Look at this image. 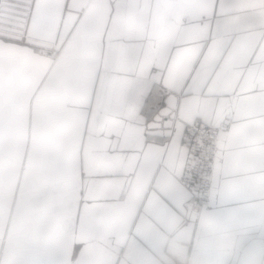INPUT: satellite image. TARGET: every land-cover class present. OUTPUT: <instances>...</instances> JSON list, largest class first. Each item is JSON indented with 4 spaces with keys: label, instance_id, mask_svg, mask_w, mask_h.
Instances as JSON below:
<instances>
[{
    "label": "snow or ice",
    "instance_id": "6c2138e0",
    "mask_svg": "<svg viewBox=\"0 0 264 264\" xmlns=\"http://www.w3.org/2000/svg\"><path fill=\"white\" fill-rule=\"evenodd\" d=\"M232 14L0 0V264H123L129 241L154 246L153 197L166 212L187 195L168 182L264 228V39L237 46Z\"/></svg>",
    "mask_w": 264,
    "mask_h": 264
},
{
    "label": "crops",
    "instance_id": "0c3cea01",
    "mask_svg": "<svg viewBox=\"0 0 264 264\" xmlns=\"http://www.w3.org/2000/svg\"><path fill=\"white\" fill-rule=\"evenodd\" d=\"M229 5L233 14L224 25L225 35L235 34L237 46L264 39V0H229ZM223 190L231 189L222 184L212 191ZM163 191H183L187 195L177 205L176 211L166 212L161 208L159 198L153 197L146 205V216L140 227L154 239V246L146 248L136 241H129L122 257L123 264H189L191 258L198 254L211 255L217 264H244L239 251L212 248L211 232L218 222L229 225L256 257L257 264H264V228L258 226L252 212L241 205H207L193 213L187 207L190 193L180 182L166 183ZM241 195L251 193L242 192ZM149 215L158 223L149 219Z\"/></svg>",
    "mask_w": 264,
    "mask_h": 264
},
{
    "label": "clouds",
    "instance_id": "9594fccd",
    "mask_svg": "<svg viewBox=\"0 0 264 264\" xmlns=\"http://www.w3.org/2000/svg\"><path fill=\"white\" fill-rule=\"evenodd\" d=\"M211 246L217 250H237L240 252L244 264H257L256 257L246 248L237 233L226 223H216L211 232ZM174 247H176L174 245ZM189 264H217L211 255H195Z\"/></svg>",
    "mask_w": 264,
    "mask_h": 264
},
{
    "label": "built area",
    "instance_id": "2783aa9c",
    "mask_svg": "<svg viewBox=\"0 0 264 264\" xmlns=\"http://www.w3.org/2000/svg\"><path fill=\"white\" fill-rule=\"evenodd\" d=\"M194 161H190V165H194ZM188 191H189V193H190V199H189V201H188V203H187V207H188V209L191 211V212H197V211H199V209H201L202 207H204V206H207L206 204H199V203H197L196 201H194V200H192L191 199V196H192V192L194 191V190H191V189H189L185 184H183V183H181Z\"/></svg>",
    "mask_w": 264,
    "mask_h": 264
}]
</instances>
